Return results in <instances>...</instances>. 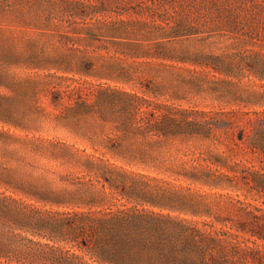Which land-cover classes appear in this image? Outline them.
Instances as JSON below:
<instances>
[{"label": "rangeland", "instance_id": "374dc122", "mask_svg": "<svg viewBox=\"0 0 264 264\" xmlns=\"http://www.w3.org/2000/svg\"><path fill=\"white\" fill-rule=\"evenodd\" d=\"M135 106L166 115L168 133L124 127ZM231 111L264 118V0H0V176L13 181L0 190L28 213L12 224L21 245L48 241L47 210L92 197L264 233L263 153L209 124ZM200 163L231 177L185 176Z\"/></svg>", "mask_w": 264, "mask_h": 264}, {"label": "trees", "instance_id": "16d2710c", "mask_svg": "<svg viewBox=\"0 0 264 264\" xmlns=\"http://www.w3.org/2000/svg\"><path fill=\"white\" fill-rule=\"evenodd\" d=\"M133 111L122 121L127 129L140 133H168L170 121L166 115L139 106ZM210 123L232 131L237 128L236 138L243 141L245 135L250 136L251 146L264 155V118H244L231 111ZM212 125L208 129L211 130ZM210 161L217 166L233 165L220 154L213 155ZM184 174L212 186H221L231 177L219 167L203 163L193 165V169ZM254 174L264 179V171L255 170ZM0 180L7 184L13 182L8 176H0ZM43 193L49 194L54 202H67L58 194ZM20 202L12 194L0 190V264H14L12 260L25 262L20 261L19 255H30L31 259L26 260L30 264H264V241H257L264 240V233L248 227L245 221L228 227L208 222L199 225V221L161 209L127 205L95 208L94 205H101L103 201L93 197L85 201L90 205L87 208L47 210L48 216L38 224L50 230L44 235L48 241L20 236L26 240L21 245L12 232L14 222H18L19 228L24 227L28 214L16 206ZM244 232L255 238L246 237ZM58 241L69 245L57 244Z\"/></svg>", "mask_w": 264, "mask_h": 264}]
</instances>
